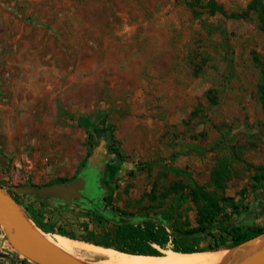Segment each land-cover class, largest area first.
I'll list each match as a JSON object with an SVG mask.
<instances>
[{
    "label": "rangeland",
    "instance_id": "1",
    "mask_svg": "<svg viewBox=\"0 0 264 264\" xmlns=\"http://www.w3.org/2000/svg\"><path fill=\"white\" fill-rule=\"evenodd\" d=\"M14 1L0 0V155L8 160L0 186L43 232L59 242L69 237L58 230L114 240L124 219L180 235L201 225L196 189L222 208L213 231L264 226L256 169L264 166V31L255 0H212L225 11L215 16L211 0ZM110 128L123 162L102 142ZM223 165L218 188L213 173ZM87 169L99 189L88 200L18 191L71 183ZM71 240L65 246L87 264H123ZM171 247L155 246L164 256ZM0 253L8 255L0 262L33 264L1 228Z\"/></svg>",
    "mask_w": 264,
    "mask_h": 264
},
{
    "label": "trees",
    "instance_id": "2",
    "mask_svg": "<svg viewBox=\"0 0 264 264\" xmlns=\"http://www.w3.org/2000/svg\"><path fill=\"white\" fill-rule=\"evenodd\" d=\"M206 8L210 9L212 16L218 13L225 14L222 5L216 4L212 0L209 1V4H206ZM250 9L256 14L260 29L264 31V2L255 0L250 5ZM258 92L264 111V70L262 71ZM102 142L105 145L107 144L110 154L114 156L113 160L116 163L125 161V156L115 137L114 128L106 130L103 134ZM256 169L258 176L264 179V166H258ZM227 173L228 167L226 165L214 171L213 181L218 188L223 187ZM68 182L66 179H60L50 184H67ZM12 196L17 201V198L14 195ZM194 197L196 201L202 204L201 225L196 229L182 231L179 233L180 235L169 234L166 228L154 224L141 226L133 223L122 224L114 240H110V238L102 241L93 238H77L74 235L67 234L63 230H58L54 233H59L61 236H66L74 240L93 243L98 245V247L104 246L107 247L106 249H113L121 253L145 256H164L155 246L161 249H167L170 241L172 242V247L170 248L172 251L194 253L231 249L264 234V226L245 224H229L221 227L218 231H213V224L220 211H222V208L219 206V201L215 198L208 197L202 189H196L194 191ZM235 211L237 215L242 214L238 207H235ZM45 232L50 233L53 231L45 230ZM206 238H211L213 242L205 246H200L199 242ZM23 259L27 262L29 261L26 258Z\"/></svg>",
    "mask_w": 264,
    "mask_h": 264
},
{
    "label": "water",
    "instance_id": "3",
    "mask_svg": "<svg viewBox=\"0 0 264 264\" xmlns=\"http://www.w3.org/2000/svg\"><path fill=\"white\" fill-rule=\"evenodd\" d=\"M7 161L5 156L0 155V164L6 165ZM89 176L91 175L83 173L71 183L51 184L34 189L19 188L18 191H30L40 198H52L63 202L88 200L87 196L92 194V179ZM122 222L128 223V220L123 219ZM0 228L4 231L8 244L19 255L35 264H87L50 241L44 235L45 232L34 223L17 201L1 186ZM263 235L249 240L242 245L247 243L253 244ZM242 245L231 248V250ZM0 257L6 258L8 255L0 253ZM241 264H264V250L256 252Z\"/></svg>",
    "mask_w": 264,
    "mask_h": 264
},
{
    "label": "bare ground",
    "instance_id": "4",
    "mask_svg": "<svg viewBox=\"0 0 264 264\" xmlns=\"http://www.w3.org/2000/svg\"><path fill=\"white\" fill-rule=\"evenodd\" d=\"M44 235L67 253L71 255L73 254L65 246L75 244L71 239L61 238L60 243L49 233H44ZM81 246L83 249L95 252L101 256H107L112 259L116 258L119 263L123 262V264H241L256 252L264 250V235L253 244L247 243L233 250L227 249L194 253H180L173 251L165 256L132 255L129 256V258H126V253L124 254L118 251L103 249L90 244H82Z\"/></svg>",
    "mask_w": 264,
    "mask_h": 264
},
{
    "label": "flooded vegetation",
    "instance_id": "5",
    "mask_svg": "<svg viewBox=\"0 0 264 264\" xmlns=\"http://www.w3.org/2000/svg\"><path fill=\"white\" fill-rule=\"evenodd\" d=\"M85 174V175H91V176H89V177H91V179H92V195L94 196V194H97V191L99 190L98 189V176L97 175H93V173L92 172H90L88 169L87 170H84L83 172H81L79 175H81V174ZM78 175V176H79ZM77 176V177H78ZM76 179V178H75ZM74 181V180H73ZM94 191V192H93ZM91 195V196H92Z\"/></svg>",
    "mask_w": 264,
    "mask_h": 264
},
{
    "label": "crops",
    "instance_id": "6",
    "mask_svg": "<svg viewBox=\"0 0 264 264\" xmlns=\"http://www.w3.org/2000/svg\"><path fill=\"white\" fill-rule=\"evenodd\" d=\"M17 3V1L15 0L12 4ZM0 264H22L19 261L13 262L10 259H4L0 262Z\"/></svg>",
    "mask_w": 264,
    "mask_h": 264
}]
</instances>
